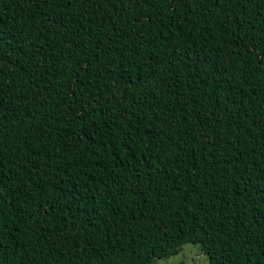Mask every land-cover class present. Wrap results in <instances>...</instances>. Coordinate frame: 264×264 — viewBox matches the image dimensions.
<instances>
[{
	"label": "trees",
	"instance_id": "trees-1",
	"mask_svg": "<svg viewBox=\"0 0 264 264\" xmlns=\"http://www.w3.org/2000/svg\"><path fill=\"white\" fill-rule=\"evenodd\" d=\"M264 264V0H0V264Z\"/></svg>",
	"mask_w": 264,
	"mask_h": 264
},
{
	"label": "rangeland",
	"instance_id": "rangeland-1",
	"mask_svg": "<svg viewBox=\"0 0 264 264\" xmlns=\"http://www.w3.org/2000/svg\"><path fill=\"white\" fill-rule=\"evenodd\" d=\"M150 264H209V262L198 245L186 243L177 254L165 259H156Z\"/></svg>",
	"mask_w": 264,
	"mask_h": 264
}]
</instances>
